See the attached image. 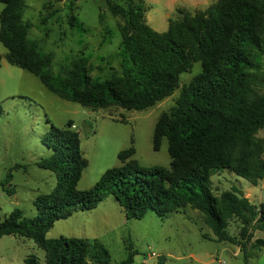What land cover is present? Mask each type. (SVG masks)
<instances>
[{
    "label": "trees",
    "instance_id": "trees-1",
    "mask_svg": "<svg viewBox=\"0 0 264 264\" xmlns=\"http://www.w3.org/2000/svg\"><path fill=\"white\" fill-rule=\"evenodd\" d=\"M58 1L44 4V23L57 13ZM104 3L119 19L121 76L95 79L84 58L66 74L52 73L53 57L40 53L38 44L29 40L23 0H0L4 5L0 43L6 49L0 54V69L6 60L38 78L51 93L92 111L112 107L144 111L173 96L180 89V77L199 63L201 72L181 88L174 106L154 128L153 149L159 151L167 139L170 168L141 166L131 147L119 153V167L107 170L91 189L80 191L89 165L80 134L72 129V121L60 129L48 120L51 126L43 143L53 153L39 166L55 173L57 188L40 200L32 219L19 209L0 216V238L34 240L45 252V264H111L108 249L98 240L47 238L56 222L94 210L111 197L128 220L150 214L166 219L188 208L198 211L215 241L239 247L244 264H250L253 250L264 251V239L253 241L257 232H264V204L254 205L235 189L218 197L211 179L228 170L254 187L264 181V139L258 137L264 129V0H215L195 12L178 9L164 33L148 25L145 0ZM99 21L104 22L102 12ZM234 219L240 224L237 236L228 231ZM127 250V258L119 264L134 263L138 251L133 245ZM24 264L40 261L30 256ZM158 264L166 263L161 258Z\"/></svg>",
    "mask_w": 264,
    "mask_h": 264
},
{
    "label": "rangeland",
    "instance_id": "rangeland-1",
    "mask_svg": "<svg viewBox=\"0 0 264 264\" xmlns=\"http://www.w3.org/2000/svg\"><path fill=\"white\" fill-rule=\"evenodd\" d=\"M46 2L23 0V20L30 26L29 40L38 44L40 53L53 57L52 73L66 74L84 58L95 79L108 80L122 75L124 57L120 50L119 19L108 12L104 0L55 2L57 13L44 23ZM3 8L0 5V13ZM5 52L0 43V54ZM261 65L264 70V57ZM200 72L201 65L197 63L191 72L180 77V89L173 96L147 110L112 107L92 111L58 97L32 74L4 61L0 69L1 218L16 209L26 218L36 217L37 204L57 188L55 173L39 166L53 153L43 143L51 126L48 120L60 129L72 121V129L80 134L81 150L89 162L78 185L80 191L91 189L107 170L119 167V153L131 147L136 151L134 159L141 166L170 168L167 139L159 151L153 149L154 128L160 116L174 106L181 88ZM258 137L264 139V129ZM211 188L218 197L235 189L248 196L254 205L264 204V181L254 187L228 170L212 177ZM239 230L237 220H231L229 233L237 236ZM62 236L98 240L108 249L111 264L125 260L130 245L138 251L133 264H144L145 257L149 259L151 253L160 255L166 264H209L212 260L210 264H244L240 248L216 242L202 215L191 208L166 219L150 214L142 220H128L124 210L109 197L94 210L78 212L56 222L47 234L49 239ZM255 239H264V232H257ZM251 254L250 264H264V251L253 250ZM30 256L45 264V252L34 240L15 236L0 238V264H24ZM155 258L157 262L161 259ZM149 264H155V260Z\"/></svg>",
    "mask_w": 264,
    "mask_h": 264
},
{
    "label": "crops",
    "instance_id": "crops-1",
    "mask_svg": "<svg viewBox=\"0 0 264 264\" xmlns=\"http://www.w3.org/2000/svg\"><path fill=\"white\" fill-rule=\"evenodd\" d=\"M145 1L149 6L148 11L146 12V20L148 25L156 32L164 33L168 30L169 19L175 18L177 16L178 9H185L190 12H195L208 7L215 0H145ZM152 24L155 25L156 27H152L151 26ZM5 53L1 55H4ZM4 61L6 60H3L2 63ZM246 197L248 198V196ZM158 256L159 258H161L160 255ZM152 260H155V264H158L156 258L147 259V256L145 257L143 263L149 264V262H151ZM213 262L214 261L212 260L211 262H209V264Z\"/></svg>",
    "mask_w": 264,
    "mask_h": 264
},
{
    "label": "built area",
    "instance_id": "built-area-1",
    "mask_svg": "<svg viewBox=\"0 0 264 264\" xmlns=\"http://www.w3.org/2000/svg\"><path fill=\"white\" fill-rule=\"evenodd\" d=\"M158 255H156L155 253H151V255H149V258H155V257H157ZM144 264H146V263H144Z\"/></svg>",
    "mask_w": 264,
    "mask_h": 264
}]
</instances>
